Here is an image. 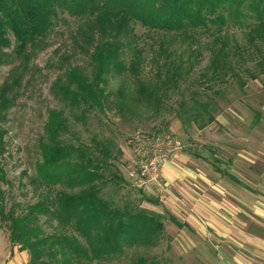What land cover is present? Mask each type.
Listing matches in <instances>:
<instances>
[{
	"label": "trees",
	"instance_id": "obj_1",
	"mask_svg": "<svg viewBox=\"0 0 264 264\" xmlns=\"http://www.w3.org/2000/svg\"><path fill=\"white\" fill-rule=\"evenodd\" d=\"M64 23L70 25L72 53L67 50L61 55L60 74L51 85L64 108L48 110L45 133L39 141L42 159L37 163L33 183L45 187L60 183L71 189L58 190L56 195L49 189L37 202L24 208L17 204V209L10 208L7 212L4 195L0 194V220L9 230L12 245L28 252L26 264H101L120 259L137 247L158 246L164 237L167 217L179 228L188 226L173 214L134 203L128 198L130 193L115 199L125 184H131L115 163L123 151L112 133L104 136L95 133L90 143L65 137L72 130L67 110L75 122L86 124L89 112L96 108L104 112L106 106L111 109L117 104L126 119V102L151 103L157 109L162 105L164 95L140 79L136 94L127 95L126 88L121 86L117 101L114 91L106 88L111 75L127 71L137 74L141 51L135 48L129 65L123 58L124 48L136 45L137 23L191 41L197 40L198 33L213 36L212 47L220 44L219 50L213 51L214 71L222 70L225 78L226 70L230 69L244 88L248 82L234 68L226 52V30L241 28L249 45L246 48H252L249 54L256 50L259 58L256 67L247 68L246 72L253 79L264 74V0H0V65L15 63L0 84V122L15 103L24 81L32 77L26 78L32 57ZM79 52L88 57L90 72L86 73L83 65L71 64V57ZM181 76L179 72H168L163 88L177 87ZM193 100L191 104L181 102L179 117L183 123L196 121L204 128L216 120L208 101ZM130 114L136 113L130 109ZM3 134L0 123V155L5 151ZM3 174L0 164V177ZM141 199L157 200L145 193ZM43 217L47 223L56 221L53 232L43 228ZM130 264L172 263L138 253L131 257Z\"/></svg>",
	"mask_w": 264,
	"mask_h": 264
},
{
	"label": "rangeland",
	"instance_id": "obj_2",
	"mask_svg": "<svg viewBox=\"0 0 264 264\" xmlns=\"http://www.w3.org/2000/svg\"><path fill=\"white\" fill-rule=\"evenodd\" d=\"M71 23L72 19H70ZM69 26V24H61L51 34L47 45L32 57L31 68L26 78L31 75L32 77L29 81L26 79L28 82L24 81L15 103L5 112L0 122L4 132L2 140L5 143L3 144L5 151L0 155V164L4 169V177H0V194L4 195L6 212L10 208L17 209V204H22L24 208L28 204L37 202L45 197L49 189L52 195H56L58 190L71 189L60 183L52 184L50 187L33 183V178L37 177V163L42 159L39 141L45 133L48 110L64 108V104L52 92L51 85L60 74L58 63L61 62V55L67 50L72 51ZM135 29L136 45L125 47L123 58L129 65L134 58L135 48L141 51V65L136 69L137 74L132 75L127 71L123 74L111 75L106 85L107 91H114L117 101L119 100L117 90L121 86L126 88L127 95L136 94L135 88L140 79L155 91L157 89L160 95H164L162 105L157 109V106L151 103L126 102L127 105H124L126 119H123L117 104L111 109L106 106L104 112L96 108L89 112L86 124L82 121L75 122V118L67 110L72 130L65 137L73 140L80 138L90 143L95 133L102 136L112 133L123 151L122 156L115 163L123 172L126 181L131 184H125L124 188L115 194V199L118 200L121 194L130 193L128 198L134 203L152 211L173 214L182 222H188L187 220L191 221L189 217L191 211L186 213L167 206L164 201L167 194L165 199L161 200L157 188L150 187L145 190L136 187L128 177L127 164L134 152L132 139L134 140L137 134L158 132L159 128L171 131L184 144L181 153L188 155L186 164L190 165L191 160L198 158L197 153H199L201 154L199 162L207 173L210 164L207 154L210 152L200 145L207 147V144H224L229 140V135L226 137L227 127L235 130L232 140L239 143L240 133L246 134L251 127H254L256 110H263L261 103H264V74L255 79L248 76L246 69L256 67L255 62L259 58L256 50L249 54V49L252 48L251 46L246 48L249 45L241 28L230 27L226 30L228 36L226 52L234 68L247 80L248 83L244 88L239 85V79L231 75L230 69L226 70L225 78L222 76L224 73L222 70L214 71L213 51H218L220 44L212 47L213 36L198 33L197 40L191 41L170 32L149 30L140 23L136 24ZM87 61L88 57L82 52L70 59L71 64L83 65L86 73L91 71ZM14 65V62L0 65V84L9 76ZM168 72H179L182 75L177 87L170 90L163 88ZM191 98L208 101L216 120L204 128H200L199 122L196 121H192L191 124L183 123L179 117L181 102L191 104L194 102L193 99L190 102ZM130 109L136 114L131 115ZM225 121L230 124L225 125ZM218 154L223 156L221 151ZM220 166L223 165L220 163ZM109 189L110 187L105 191ZM139 189L144 191L141 192ZM167 189L168 191L171 189L169 185ZM143 193L157 200H142ZM178 196L181 198L180 195ZM21 209L18 208V211ZM44 220L43 217L41 221L43 228L48 233L53 232L54 227L57 226L56 221L47 223ZM164 223V237L158 246L149 249L137 247L128 250L120 259L101 264H130L131 257L138 253L156 256L172 264H219L217 258L221 251L218 249L223 247L219 246L222 243L217 244L213 240L212 243L207 242L204 235L199 234L197 230L179 228L168 217L164 219ZM28 258L27 251L12 245L9 230L0 220V264L12 260L16 264H26Z\"/></svg>",
	"mask_w": 264,
	"mask_h": 264
},
{
	"label": "crops",
	"instance_id": "obj_3",
	"mask_svg": "<svg viewBox=\"0 0 264 264\" xmlns=\"http://www.w3.org/2000/svg\"><path fill=\"white\" fill-rule=\"evenodd\" d=\"M261 104L263 110H256L254 127L246 134L240 133L239 143L232 140L235 130L226 126L227 142L200 145L210 152L207 173L199 162V153L190 165L186 164L188 155L180 152L162 167L163 178L171 188L164 200L166 205L191 211V221L184 222L188 224L185 227L197 230L207 242L222 243L219 264H264V103Z\"/></svg>",
	"mask_w": 264,
	"mask_h": 264
},
{
	"label": "built area",
	"instance_id": "obj_4",
	"mask_svg": "<svg viewBox=\"0 0 264 264\" xmlns=\"http://www.w3.org/2000/svg\"><path fill=\"white\" fill-rule=\"evenodd\" d=\"M132 142L134 152L127 164L128 177L136 187L157 188L158 196L164 200L169 184L163 178L162 167L177 158L184 144L171 131L137 134Z\"/></svg>",
	"mask_w": 264,
	"mask_h": 264
}]
</instances>
